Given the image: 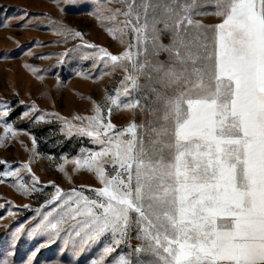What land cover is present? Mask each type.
<instances>
[{
	"label": "snow or ice",
	"instance_id": "snow-or-ice-1",
	"mask_svg": "<svg viewBox=\"0 0 264 264\" xmlns=\"http://www.w3.org/2000/svg\"><path fill=\"white\" fill-rule=\"evenodd\" d=\"M117 3L98 15L126 47L119 54L100 47L95 55L123 69L122 87L94 115L73 118L81 125L65 120L68 134L75 129L101 146L71 161L100 186L65 191L53 184L50 210L38 211L41 218L27 234L48 244L63 240L77 258L100 246L90 264H145V253L152 257L148 264H264V0ZM207 14L220 22L195 19ZM164 33L168 44L161 42ZM161 53L166 60L158 59ZM142 77L151 102L122 100L146 87ZM145 107L147 121L117 128L111 120L114 109ZM5 132H12L10 125ZM22 171L32 169L23 164L3 175L18 178ZM39 184L32 174L30 185L18 180L16 187L30 195ZM22 231L13 234V244ZM133 234L141 243L127 256H113ZM45 246L27 264H39Z\"/></svg>",
	"mask_w": 264,
	"mask_h": 264
},
{
	"label": "rangeland",
	"instance_id": "rangeland-1",
	"mask_svg": "<svg viewBox=\"0 0 264 264\" xmlns=\"http://www.w3.org/2000/svg\"><path fill=\"white\" fill-rule=\"evenodd\" d=\"M119 6L117 0L111 3L81 0L71 6L64 0H0V112H8L0 117V137H4L0 143V160L6 162L0 165V260L27 264L31 252L41 244L46 246L38 254L39 264H90L100 255L97 246L77 258L71 245H65L63 240L48 244L46 237H30L27 233L41 218L38 211L50 210L46 204L55 192L53 184L65 191L79 189L81 185L100 186L92 173L83 169L74 171L71 161L99 151L101 146L77 134L75 129L68 134L65 120L81 125L80 120L73 118L94 115L95 106L103 104L108 95L122 87L123 69L114 68L95 55L100 47L113 54L121 53L126 47L109 34L112 25L108 21L102 23L98 15L102 8ZM195 19L206 25L220 22L212 14L198 15ZM61 27L79 31L83 38L61 32ZM161 42H170L167 33L161 35ZM86 44L97 47L89 48ZM158 59L166 60L167 54L161 53ZM141 84L146 87L121 99L150 103L152 96L146 77L141 78ZM149 119L147 107L144 111L114 109L111 114L117 128L131 121L140 123ZM7 125L12 132H5ZM23 164H28L32 172L22 171L18 178L3 175ZM32 174L39 177L40 190L24 194L16 183L22 180L30 185ZM86 194L90 193L86 190ZM18 228L23 231L13 244V234ZM140 243L133 234L113 256H127L131 253L130 246ZM140 258L145 264L152 259L146 253Z\"/></svg>",
	"mask_w": 264,
	"mask_h": 264
}]
</instances>
